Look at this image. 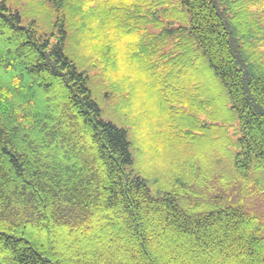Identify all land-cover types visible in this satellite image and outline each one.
Masks as SVG:
<instances>
[{"label": "trees", "instance_id": "obj_1", "mask_svg": "<svg viewBox=\"0 0 264 264\" xmlns=\"http://www.w3.org/2000/svg\"><path fill=\"white\" fill-rule=\"evenodd\" d=\"M116 30L124 55L132 36L160 53L175 95L211 98L216 132L236 124L210 176L223 195L153 194L131 172L127 131L97 102ZM252 176L264 186V0H0V264H264L262 219L231 195Z\"/></svg>", "mask_w": 264, "mask_h": 264}, {"label": "rangeland", "instance_id": "obj_2", "mask_svg": "<svg viewBox=\"0 0 264 264\" xmlns=\"http://www.w3.org/2000/svg\"><path fill=\"white\" fill-rule=\"evenodd\" d=\"M24 8H27L26 12L20 9L24 18L33 19L39 12L33 4ZM43 18L46 20V17ZM100 20L98 27H102ZM116 33L117 30L109 31L111 44L121 50L119 69L109 88L112 99L109 104L101 99L97 102L106 121L127 131L131 143V172L143 177L153 194L177 191L181 195L187 189L190 194L185 191V194L188 193L185 201H190L191 196L194 199L195 195L200 200L223 195L209 187L213 184L217 186V181L228 183L229 179H210V176L215 168L227 169L229 157L236 154L237 150L230 144L238 137L234 134L236 124L231 123L230 127L216 132L212 127L215 122L211 118V98H199L197 88L184 85L183 90L180 89L182 93L175 95V86L181 82L174 75L171 77L169 70L163 66L160 53L149 52L147 39L137 36L126 39L124 55L123 43L117 39ZM228 106L222 100L220 112H226ZM193 168L192 176L197 174L195 177L202 176L203 179H193L190 184L185 178L191 176ZM257 177L252 176L247 184L236 182L231 195L235 199L241 197L244 202H235L234 205L240 203L244 211L258 214L264 224V186H259ZM228 197L226 199L230 201Z\"/></svg>", "mask_w": 264, "mask_h": 264}]
</instances>
